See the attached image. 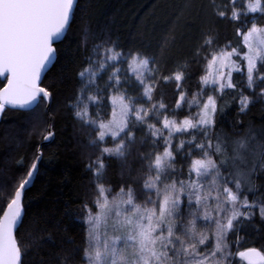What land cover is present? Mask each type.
I'll return each mask as SVG.
<instances>
[{
	"label": "snow or ice",
	"instance_id": "snow-or-ice-1",
	"mask_svg": "<svg viewBox=\"0 0 264 264\" xmlns=\"http://www.w3.org/2000/svg\"><path fill=\"white\" fill-rule=\"evenodd\" d=\"M81 12L80 0H0V114L26 112L33 138L26 171L0 184V264H264V245L242 247L250 241L240 235L257 215L264 221V193L248 195L264 189V126L237 119L229 132L217 120L231 102L238 116L264 102V0L202 3L185 25L199 33L191 58L171 54L184 39L175 26L155 43L125 45L84 20L80 46L95 42L67 100L73 132L89 129L96 149L82 242L57 243L39 221L21 234L27 186L62 120L55 77L48 86L42 77L56 69L65 78L57 44ZM214 20L232 24L235 41H221ZM193 63L200 74L189 89ZM161 84L174 85L171 104ZM114 164L124 176L115 187L102 182Z\"/></svg>",
	"mask_w": 264,
	"mask_h": 264
},
{
	"label": "trees",
	"instance_id": "trees-1",
	"mask_svg": "<svg viewBox=\"0 0 264 264\" xmlns=\"http://www.w3.org/2000/svg\"><path fill=\"white\" fill-rule=\"evenodd\" d=\"M80 2L82 12L73 23L72 31L66 34L67 38L63 44H57L60 65H64L65 78L61 80L56 69L48 72L43 78L44 86H48L53 83L55 77L59 90L56 103L62 110V120L57 125L54 142L43 145L44 159L39 165L41 174L26 190L24 202L28 215L24 218V226L20 230L21 234L26 236L29 226L39 221L40 226L46 228L57 243L66 237H72L76 245L82 242L83 235L82 201L86 197L91 198L93 188L92 176L86 172V166L96 154V149L87 143L89 129H82L79 134L73 132V125L76 122L71 119L67 106V100L76 84L75 72L84 63L87 47L95 42L90 36L87 47L80 46L82 22L90 18L97 37L110 34L114 39L119 37L125 45H136L149 39L155 43L175 26L178 33H183L184 39L178 41L171 54L191 58L199 33L195 28L185 25L193 19L192 14L198 11L206 0H80ZM213 23L221 41L225 39L235 41L232 24L218 20H214ZM60 65H57V69ZM191 71L192 79L185 87L195 89L200 65L193 63ZM233 75L235 79L237 74ZM2 86L3 82L0 81V87ZM244 87L247 91L246 86ZM161 88L164 90L165 102L171 104L174 99V85L161 84ZM237 119L246 125L250 123L257 129L264 126V102L256 103L243 116L237 115L235 102H231L225 109V115L217 117L218 123L223 121V126L229 132L232 131L230 126L232 121ZM30 128L26 112L5 109L0 118V184L22 175L31 164L33 138L29 136ZM132 167H136L135 163ZM122 179L124 176L119 166L114 164L107 170L103 182L112 183L115 187ZM257 183L259 185L260 181ZM7 191V187L0 189V204L3 203L2 197ZM262 193L264 189L251 192L248 194L249 199ZM240 235L247 236L250 241L242 244V247H261L264 245V221L257 215L252 224L244 226ZM49 251L54 255L58 249L49 245L45 247L44 252ZM28 259L32 261L36 257L33 255ZM236 261L237 264H246L239 257H236Z\"/></svg>",
	"mask_w": 264,
	"mask_h": 264
},
{
	"label": "water",
	"instance_id": "water-1",
	"mask_svg": "<svg viewBox=\"0 0 264 264\" xmlns=\"http://www.w3.org/2000/svg\"><path fill=\"white\" fill-rule=\"evenodd\" d=\"M43 78H44V77H42V79H43ZM0 79L4 81L3 77H0ZM7 108L13 109V108H11V107H7ZM50 143H51V142H47V143H45L44 145H48V144H50ZM38 166H39V165H38ZM31 185H32V184L28 185V186H27V189H28ZM27 189H26V190H27Z\"/></svg>",
	"mask_w": 264,
	"mask_h": 264
},
{
	"label": "rangeland",
	"instance_id": "rangeland-1",
	"mask_svg": "<svg viewBox=\"0 0 264 264\" xmlns=\"http://www.w3.org/2000/svg\"><path fill=\"white\" fill-rule=\"evenodd\" d=\"M223 2H224V0H217V3H223ZM100 83H101V86H103V80H101ZM249 94H251V93H249Z\"/></svg>",
	"mask_w": 264,
	"mask_h": 264
},
{
	"label": "flooded vegetation",
	"instance_id": "flooded-vegetation-1",
	"mask_svg": "<svg viewBox=\"0 0 264 264\" xmlns=\"http://www.w3.org/2000/svg\"><path fill=\"white\" fill-rule=\"evenodd\" d=\"M0 81L3 82V83H5V81H2L1 79H0Z\"/></svg>",
	"mask_w": 264,
	"mask_h": 264
}]
</instances>
